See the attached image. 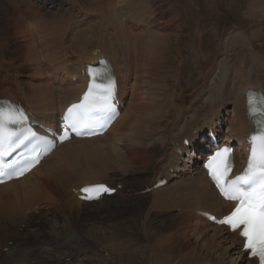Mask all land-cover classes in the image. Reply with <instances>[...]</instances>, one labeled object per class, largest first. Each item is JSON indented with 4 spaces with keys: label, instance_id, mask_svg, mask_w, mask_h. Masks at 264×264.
<instances>
[{
    "label": "bare ground",
    "instance_id": "bare-ground-1",
    "mask_svg": "<svg viewBox=\"0 0 264 264\" xmlns=\"http://www.w3.org/2000/svg\"><path fill=\"white\" fill-rule=\"evenodd\" d=\"M35 1L28 5L23 1L17 4V0H0V34L9 39L8 29L13 27L15 36L25 43L23 47H18V54L22 56L20 58L24 56L25 61L34 64L33 73L40 74L43 81L37 85L26 83L25 90L20 81L10 82L12 78L3 76L5 79L0 78V98L20 101L35 120L54 127L59 112L64 113L68 105L77 101L90 81L83 56L76 59L73 55L82 50L86 54L98 47L113 64L116 75L113 83L124 106L121 115L103 136L65 142L27 176L0 185V264H101V261L107 263L110 260L112 264H121L124 253L125 257H132L136 261L140 258L139 261L144 264H258L257 260L247 258L238 232L231 233L201 216L202 212H210L221 217L231 210L233 204L219 195L204 170L193 160L208 139L205 127L209 126L218 134L222 127H226L225 143L231 139L239 142L236 161L242 166L237 173L245 167L249 153L247 142L255 133L248 116L247 94L258 89L264 92V55L249 48L251 46L248 43L251 42L249 38L246 39L245 30L243 35L235 33L228 36L220 49L235 59L232 77L221 79V87V80L218 82L214 79L212 89L205 90V101L197 102L193 108L190 105L187 112L179 115L174 125L179 127L183 123L178 128V135H173V131L165 128L161 132L164 151L151 154L160 143L152 138L153 131L167 125L169 118L174 116L171 108L177 106L176 103L181 100L186 103L194 92L190 94L191 90L198 83L197 77L201 79L203 75L202 66L198 64L207 63L212 57L213 50L207 45V51L202 47L203 30L193 33L182 25L179 12L175 9V0H169V21L166 25L158 18L161 10L155 0H97L96 8L92 7V0H88L89 3L84 2L88 4L86 6L101 13L98 15H103L105 24L94 25L96 23L89 22L88 25H70L68 30H64L66 25L61 26L57 21L54 24L60 26L46 25L48 28L40 31L39 26L31 25L30 21L41 17L37 3L44 0ZM250 1L252 10L261 5V0ZM10 2H13L11 4L19 13L8 18L10 25L7 27L3 20L7 21L5 17L10 9L6 7ZM105 10L110 11L104 13ZM86 20H90V17ZM186 31L185 36L193 40L189 43L193 45L192 53L184 61L181 58L184 56L182 50L178 49L177 55H174L177 59L173 58L177 64L168 67L166 63L169 59L165 64L163 60L170 46L169 39H179ZM255 35L257 33L253 38H257ZM67 38L68 46L64 45ZM66 50H70L71 54L68 55ZM79 54L76 55L78 58ZM166 68H171L168 72L172 74H167ZM178 73L183 74V85L175 78ZM210 74L209 69L205 76L209 78ZM10 76L13 77V74ZM58 103H62L60 108ZM179 149L182 154L178 153ZM198 154L196 159L201 157L202 152ZM193 162L195 170L191 172ZM110 163H115V168L124 174L109 176L108 181L97 179L98 175H105ZM145 167L149 168L145 171ZM127 173L134 177L132 182L142 179L141 182L131 184L126 179ZM89 174L96 176V179L87 178ZM168 177L170 181L166 186L144 196V199L151 198L150 205L155 208L160 207L157 204L171 203V198L177 194L176 200L180 205L176 208L180 209H175L173 205L161 211L148 209V216L154 212L162 216L164 213L170 214L163 222L169 221L173 215L184 214L168 226L169 232L163 236L159 233L161 225L157 224L159 228L154 234L146 230L149 219H146L147 226L143 225L145 238L131 237L126 241L115 229L108 234L105 224L101 222L100 234L76 231L70 239L43 242L33 248L24 244L25 236L19 233L23 221L30 222L33 218L58 219L57 212L64 218L69 208L76 207V212L79 211L80 218H83L82 214H97L119 205L120 201L111 198L96 203L81 202L75 195L68 194L72 187L80 189L86 184L109 182L112 187H116L125 182V187L131 185L132 192L140 193ZM81 179H85V182L80 185ZM124 190H118L117 194L125 196ZM128 195L131 197L133 193ZM148 204L145 203V209ZM59 223L54 225L56 231L62 228ZM47 225L51 226L52 222L49 221ZM69 226L77 230L70 222L65 224L64 229ZM11 240L12 244H7ZM4 248H8V253L4 252ZM122 248H125V252ZM103 251L109 252V255L102 256ZM68 259L70 262H67Z\"/></svg>",
    "mask_w": 264,
    "mask_h": 264
},
{
    "label": "rangeland",
    "instance_id": "rangeland-1",
    "mask_svg": "<svg viewBox=\"0 0 264 264\" xmlns=\"http://www.w3.org/2000/svg\"><path fill=\"white\" fill-rule=\"evenodd\" d=\"M21 1L27 3L28 5H30L32 2H35V0H17V4L20 3ZM46 1L48 2V4L46 5L45 3L43 4V6L45 7L39 8L41 10V17L33 18V20L30 21L31 25H38L39 26L38 30L40 31H42V29L48 28L46 25L50 27L60 26V25L54 24V23H58L57 21L61 23V26L66 25L65 26L66 29L64 27V30H68L70 25H73L75 22H78L79 25H88V22L92 24L96 23L94 25H99L100 23H103V24L106 23L105 22L106 20L104 19L103 15H98L101 13L95 12L96 10H94L93 8L89 6H86L88 4H85L84 2L89 3L88 0H46ZM96 1L97 0H95L94 2L92 0V4H93L92 7L96 8L97 6ZM155 2H156V6L157 7L159 6L161 10V12L158 15V18H161L160 19L161 22L164 23L165 25L168 24L169 9H170L169 0H155ZM174 2L176 6L175 9L179 12V18H180V22L182 23V25L187 30H192L193 33L196 30H197V33L198 31L201 32L203 30V32H201V35L203 36L202 37V47L204 46L205 51H207L208 49H206L205 47L207 45L208 48L213 50V54H212V57H210L209 62L198 64L199 66H202L203 75L201 79H199V76L197 77L198 83L191 90L190 94L193 91L194 92L192 93L191 96L187 98L186 103L183 100L179 101V103H176L177 106L174 105V107L171 108L174 116L169 118L167 125L164 128L161 127L160 129H156L153 131L152 138H155V140H159L160 143L156 148L152 150L151 154H159L164 151V145L163 143H161L163 140V134L161 132L163 130L167 129L169 131L170 129L171 131H173V135H178V133L180 132L178 128L182 127L181 125L183 123L179 125V127H174V125H176L179 115L187 112L186 109L189 108L190 105H191V108H193L194 106H196L197 102L205 101V99L207 98V93L205 92V90L210 89V88L212 89V82L214 81V79H217V81L220 82V80L221 79L223 80L224 77H228V76L232 77L233 72H234L232 63L234 62L235 59L234 58L231 59V57H228L223 50L220 51V49L224 46L225 40L227 39L228 36L231 37L235 33L243 35V30H245L246 36H247L246 39L249 38L251 42V43H248L251 46L249 48L255 49L256 51L264 55V0H261L262 3L259 2L261 4L259 5L260 7L255 6V8L257 7L255 10L251 9V7L253 8V5L250 0H175ZM11 3L13 2H10V4H8L6 7L7 10L10 9L9 12H7V17H5L7 21L3 20L5 25H7V27L10 25L9 19L13 15H16L15 14L16 12L19 13V11L15 9ZM50 4L53 5L54 8L51 9L49 7ZM107 11H110V10H105L104 13H106ZM88 17H93L95 21L94 22L90 20L86 21V18ZM52 25H55V26H52ZM8 30H9V33L7 35H10L9 39L8 38L5 39V37L2 34H0V42H1L0 44V74H1L0 78L3 80L5 78H2V77L5 76L7 78H12L11 81L18 80V82L20 81L21 84L23 83V85L24 84L26 85V83H28L29 85H34V83L32 84L31 82L32 80L30 81V78H33V79L39 78L40 74L35 75L33 73L35 69L34 64L32 63L29 64L27 61H25L24 56L23 58H20L22 56H19L18 54V47L19 48H21V46L23 47L25 43L20 41L18 36H15V31L13 30V27H9ZM1 31L2 29H0V32ZM238 32H241V33H238ZM256 33H257V36L256 35L255 36L257 38L255 37L253 38V35ZM183 34L184 35H181L183 37L179 39H177L176 37H172L169 39L170 46L166 50L164 54V60H163L165 64L167 62V58L169 59V61L166 63L168 67L173 66L174 64H177L175 60H173V58L177 59L175 58V56L177 55V51H179L178 49L182 50V53L184 56L181 58L184 61L187 60V56H189L190 53H192L193 45L190 46L189 43L190 41H193V40L185 36L187 34V31L183 32ZM68 42H69V39L67 38V40L64 42L65 43L64 45L68 46L69 45ZM95 48H98V47H95ZM66 51L68 52L67 53L68 55L71 54L70 50L69 51L66 50ZM84 53L85 51L82 50V51L75 53L73 56H75L76 59H80ZM78 54H79V58L78 56H76ZM9 63H10V66H9ZM164 64H163V70H164ZM214 67H215V70H214ZM11 69L12 71L9 72ZM166 69H167V72H166L167 74H172L171 72H168L171 68H166ZM209 69L211 70V74L209 75V78H208L205 75ZM10 74H13V77L10 76ZM182 75L181 73L180 74L178 73L177 75H175V78L179 79L181 81V84L183 85ZM170 78L173 79V76H171ZM222 80L219 84L220 87L223 83ZM23 88L25 90L27 89L26 86H23ZM222 92L223 91H221V94ZM194 101L196 103H193ZM192 112L194 111L192 110ZM158 138H161V139H158ZM171 146H173V144ZM148 168L149 167H145L144 170L146 171V169ZM120 174H124V172L117 170L115 168V163H110L105 175L104 176L98 175L97 179L101 178L99 180L103 181L104 179H107L109 176H114V175L118 176ZM126 175H127L126 179H128L131 184H139L142 180V179H139L138 182H132V178H134L132 174L127 173ZM89 177L90 179H96V176L94 175L91 176V174H89V176L87 175V178ZM137 177L139 178V176ZM79 182L81 185L85 182V179L84 180L81 179ZM130 188H131V185H130ZM131 189L132 191H134L133 188ZM170 191L176 192L175 190H170ZM176 196L177 194L175 193L173 197L171 198L172 199L171 203L157 204L160 207L154 208L150 205L151 198L144 199L145 197H143V195L141 196L133 195L131 197L126 195V198H125V196L121 195L120 197H117L116 199V201H120L118 206H114V208L108 211L97 213L99 215L94 214V213L89 214V215L82 214L83 218H80L79 216L80 212L79 211L76 212L77 207L75 208L76 210L69 208L64 218L57 212L56 215L58 216V219H56L57 217H55L53 219L51 218L48 221L44 219L35 220L36 226H32V224L29 222V225H27L28 229L24 230L23 228L22 231L20 232L22 233V235L25 236L24 244L30 248H33L35 246L39 247V245L43 244V242L44 243L46 242L54 243L56 241H60V239H63V238L70 239L73 233L76 231H79V232L87 231L86 234H90V233L91 234L94 233L96 235L100 234L99 227L102 226V224H100L101 222L105 224V230L106 232H108V234L114 232V229H115L119 232V234H121L122 236L121 238H123L124 241H126L128 240V238H131V237H140L141 239H143L142 237L145 238V233H143L144 232L143 225L146 227L148 223L146 219H149L150 220L149 226H147L146 230H148L149 233H153L157 228H159L158 225H161L159 233L161 234V236H163L162 234H167V232H169L167 230L168 226L173 224L177 220L178 216H181L184 214L182 213L180 215L178 214L173 215L169 218V221L167 220L163 222V220H166L167 216L170 214L164 213L162 216L160 213L157 214L156 212H154L153 214L148 216L147 215L149 213L148 209L150 208V211L152 210L161 211L163 208L165 207L168 208V206L170 205H173L175 209H180V208H176L177 206L180 205V202L176 200ZM127 197L129 199H127ZM130 198H132L133 200H131ZM131 201H134V202H131ZM146 202H149V204L147 205L145 209L144 205ZM204 208L209 209L208 207H204ZM173 213H177V212H173ZM144 218H145V221H144ZM49 221L52 222L51 226L47 225ZM56 222H60L59 224H61L62 226V228H60L57 231L54 226ZM69 222L77 230L75 231L72 230V226L71 228L69 226L67 229L66 228L64 229L65 224L67 223L69 224ZM170 230L172 231V229ZM152 237L156 238L155 236H152ZM106 240H109V239H106ZM119 248H121L120 244H119ZM121 250L125 252V248H122ZM101 255L104 257H107L109 255V252L103 251ZM123 259L124 260L121 264H144L141 261H139L140 258L139 259L137 258V261H136V260H133L132 257H129V256L125 257V253H124ZM111 262L112 260H110V262H107V263H103L102 261L100 263L101 264H112ZM88 263L89 262H87V264ZM149 263H150V259H149ZM76 264H79V263H76Z\"/></svg>",
    "mask_w": 264,
    "mask_h": 264
},
{
    "label": "snow or ice",
    "instance_id": "snow-or-ice-1",
    "mask_svg": "<svg viewBox=\"0 0 264 264\" xmlns=\"http://www.w3.org/2000/svg\"><path fill=\"white\" fill-rule=\"evenodd\" d=\"M89 74L92 81L88 93L80 104L69 108L64 117L62 139L68 138L69 129L76 135L95 134L94 126L99 119L108 116L100 124L103 128L111 119L108 114L114 112L112 83H97V77L101 76L97 71H90ZM249 114L254 121H258L259 130L250 139V156L243 174L233 180L225 179L231 168L228 149L217 151L208 167L224 197L238 202V206L219 223L232 231L239 229L246 250L260 264H264V96L249 95ZM27 119L23 111L11 104L0 106V183L5 182V177L22 176L38 162L39 154L36 152L26 162L6 160L16 149L27 147L38 139L36 132L28 126Z\"/></svg>",
    "mask_w": 264,
    "mask_h": 264
}]
</instances>
